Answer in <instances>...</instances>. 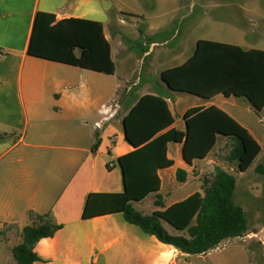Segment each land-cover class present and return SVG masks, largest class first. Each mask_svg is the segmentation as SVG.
Masks as SVG:
<instances>
[{"label":"crops","instance_id":"obj_1","mask_svg":"<svg viewBox=\"0 0 264 264\" xmlns=\"http://www.w3.org/2000/svg\"><path fill=\"white\" fill-rule=\"evenodd\" d=\"M176 2L0 0V264H16L12 248L21 242L22 228L32 222L39 223L31 213L48 214L59 225L51 236L37 241L34 251L39 258L32 264H229L245 252H254L258 244L264 246L263 226L261 231H247L243 236L224 239L204 253L183 254L127 222L121 212L103 213L108 203H101L102 197L95 195L90 197L89 211L103 214L83 218L89 194L123 191L117 159L133 149L124 137L123 118L141 95L156 93L141 88L132 94L133 87H125L115 77L114 56L122 61L128 49L121 35L128 29L117 24H125L126 17L130 21L140 20V30L132 32L134 38L162 30L166 27L165 19L177 10ZM37 11L54 13L56 19L76 17L100 21L110 44L114 73L29 55L27 48ZM215 25L226 28L221 38H210L208 35L213 33L208 30L206 36L197 34L190 41L188 37L193 36L189 33L185 41L180 39L172 46L174 50L166 48L169 40H147L142 56L146 58L156 46H160L162 53L179 56L191 47L186 58L168 67L179 65L194 52L199 39L264 50V15L232 24L209 19L208 26ZM176 36L173 32L171 37ZM165 95L174 118L171 126L184 130L183 116L188 108L215 105L244 126L261 146L257 135L264 128V108L256 111L245 98L222 93L207 99L195 95L194 101L192 97ZM110 101H116L118 108L96 128L94 122L102 118L100 106ZM228 140L218 135L207 156L194 159L191 164L183 160L181 143L167 144V156L173 164L159 170V193L165 207L195 191L202 192V173L221 166L211 155L219 153L221 143ZM233 162L227 160L230 165ZM177 169H183L186 178L174 186L178 181ZM146 198L133 202L134 207L143 213L164 208L153 203L154 196L148 203L144 201ZM142 204L152 207L145 208ZM164 225L173 232L166 222ZM259 234L263 242L251 240ZM244 237L251 239L247 241Z\"/></svg>","mask_w":264,"mask_h":264},{"label":"trees","instance_id":"obj_2","mask_svg":"<svg viewBox=\"0 0 264 264\" xmlns=\"http://www.w3.org/2000/svg\"><path fill=\"white\" fill-rule=\"evenodd\" d=\"M27 53L105 74H113L115 63L110 44L100 21L84 18L56 19L54 13L37 11L30 33ZM159 77L170 90L187 92L207 99L222 93L245 98L256 111L264 108V50L199 39L194 52L181 64L163 69ZM164 93H144L123 118L125 140L133 149L118 157L123 178V191L89 194L83 218L106 212H121L125 220L138 225L159 241L173 245L183 254L209 251L224 240L243 236L248 229L244 208L234 200L235 176L214 166L210 178H202V192L164 206L159 193V170L173 160L167 156V144H182L183 160L191 164L202 159L216 143L218 135L230 139L227 160L235 161L245 171L261 150L259 142L232 116L215 105L193 106L186 110L185 129L171 126L172 112ZM260 171L263 167L257 165ZM186 172L176 170V179L184 181ZM153 203L163 209L143 213L133 202L149 194ZM108 203V209L90 212L91 196ZM22 228V240L12 248L16 264H32L39 257L34 246L51 236L59 225L46 215ZM166 222L173 232L164 225Z\"/></svg>","mask_w":264,"mask_h":264},{"label":"rangeland","instance_id":"obj_3","mask_svg":"<svg viewBox=\"0 0 264 264\" xmlns=\"http://www.w3.org/2000/svg\"><path fill=\"white\" fill-rule=\"evenodd\" d=\"M176 1L177 10L174 13L168 15V17L165 19L166 27L162 30L160 28L159 30L157 29L153 30L152 32H146V34L142 35L140 38H134L132 36V32L140 30V20L130 21L126 17L125 24H117V26H119L121 29H128L125 30L124 33H121V35L123 34V40L128 49L125 51L126 55L123 56L124 60L122 59V61H120L116 55L114 56L117 62L115 77L121 81L120 83L126 85L125 87H133V91L131 92L132 94L138 93L139 90L143 88L147 89L149 92L155 91L171 96L185 97L187 99H191L192 97L191 101H194L193 97L195 95L187 92L170 90L164 86L159 77V73L163 68L170 66L173 64V62L179 63L181 60L186 58L189 54V50H191V47L186 49V53H182L179 56L172 53H162L160 46H156L153 53H150V55L144 58L145 55L142 56V50L147 48V44H145L147 40L158 42L162 40H169L170 45H167L166 48L174 50L172 46H174L176 42L180 41V39L185 41V36H188L189 33L193 36V38L188 37L190 41H193L197 34L199 36H206L208 30H212L213 33V35H208L210 38H221V35L226 33V28H222L217 25L211 28L208 26L209 19H213L215 21L224 20L232 24L238 23V21L255 15H264V0ZM164 8L165 10L169 9V7ZM249 8H252V10L256 9V11L251 12L249 11ZM173 32L177 34L176 37H171ZM240 99H242V97H240ZM261 130L262 131L257 136L260 140L262 150L254 159L252 164L245 171H243L242 174L238 173V168L235 162H233L231 165L227 163L226 157L231 146L230 140L221 143V146H219L218 149L219 153L214 152L211 155V157H213L217 163H219L221 166H224L235 176L236 186L234 191V200L239 203L246 212L248 225L247 231L249 233L255 232L258 229L261 231L264 226V128ZM257 165L263 167V170L260 171L255 169ZM212 171L213 167H211L209 171L202 173L200 178L201 184L202 178H210ZM177 184H179V181L175 182L174 186ZM153 196V193L149 194V196L144 201L146 203L150 202V199ZM166 200H168V198ZM139 207L142 208L143 206L140 205ZM144 207L150 208L152 206L145 205ZM244 239L249 241L251 238L249 239L244 237ZM257 239L262 241L261 234H259L258 237L252 238L251 240ZM254 249V252L250 254L245 252V254L240 257L241 259L237 258L238 260L231 261L229 264H264V246L258 244V246ZM215 253L217 252H214V254ZM226 253L229 254L230 252Z\"/></svg>","mask_w":264,"mask_h":264},{"label":"built area","instance_id":"obj_4","mask_svg":"<svg viewBox=\"0 0 264 264\" xmlns=\"http://www.w3.org/2000/svg\"><path fill=\"white\" fill-rule=\"evenodd\" d=\"M0 56H2V52L0 51ZM118 108V103L116 101H110L107 103H103L100 106L99 113L102 115V118L98 121L94 122V126L96 128H100L104 120L108 119L115 113V110Z\"/></svg>","mask_w":264,"mask_h":264},{"label":"water","instance_id":"obj_5","mask_svg":"<svg viewBox=\"0 0 264 264\" xmlns=\"http://www.w3.org/2000/svg\"><path fill=\"white\" fill-rule=\"evenodd\" d=\"M123 129H124V125H123Z\"/></svg>","mask_w":264,"mask_h":264}]
</instances>
